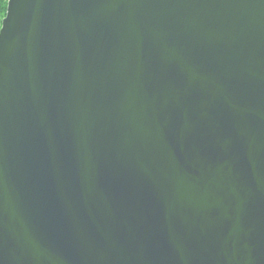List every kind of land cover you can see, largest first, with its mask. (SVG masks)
I'll use <instances>...</instances> for the list:
<instances>
[{"label": "water", "instance_id": "obj_1", "mask_svg": "<svg viewBox=\"0 0 264 264\" xmlns=\"http://www.w3.org/2000/svg\"><path fill=\"white\" fill-rule=\"evenodd\" d=\"M0 264H264V0H8Z\"/></svg>", "mask_w": 264, "mask_h": 264}, {"label": "trees", "instance_id": "obj_2", "mask_svg": "<svg viewBox=\"0 0 264 264\" xmlns=\"http://www.w3.org/2000/svg\"><path fill=\"white\" fill-rule=\"evenodd\" d=\"M7 0H0V26L1 21L5 17Z\"/></svg>", "mask_w": 264, "mask_h": 264}, {"label": "bare ground", "instance_id": "obj_3", "mask_svg": "<svg viewBox=\"0 0 264 264\" xmlns=\"http://www.w3.org/2000/svg\"><path fill=\"white\" fill-rule=\"evenodd\" d=\"M7 2H8V0H7ZM6 7H7V3H6ZM3 20V19H2ZM2 22V21H1Z\"/></svg>", "mask_w": 264, "mask_h": 264}]
</instances>
